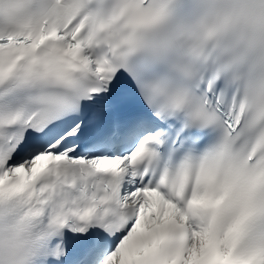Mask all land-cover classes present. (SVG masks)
I'll return each instance as SVG.
<instances>
[{
  "label": "snow or ice",
  "instance_id": "snow-or-ice-1",
  "mask_svg": "<svg viewBox=\"0 0 264 264\" xmlns=\"http://www.w3.org/2000/svg\"><path fill=\"white\" fill-rule=\"evenodd\" d=\"M0 264H264V0H0Z\"/></svg>",
  "mask_w": 264,
  "mask_h": 264
}]
</instances>
